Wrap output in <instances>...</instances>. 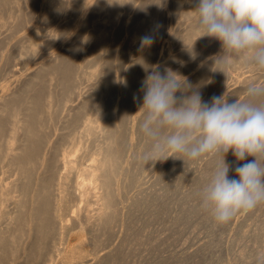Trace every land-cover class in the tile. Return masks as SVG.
Instances as JSON below:
<instances>
[{"label":"rangeland","instance_id":"1","mask_svg":"<svg viewBox=\"0 0 264 264\" xmlns=\"http://www.w3.org/2000/svg\"><path fill=\"white\" fill-rule=\"evenodd\" d=\"M25 1L13 0L15 4H9L2 16L0 15V23H7L4 26L0 25V97L3 93L16 88V84L19 86L28 73L38 69L44 57L57 54L62 57L63 65L68 64L69 67L66 66V69L72 74L71 83H77L75 84L77 88L71 101L64 104V99L61 100L66 97V90L54 83L55 86L52 88L57 98L53 101V114L50 116L42 109L44 100H42V92L45 98L49 87L45 76L40 77L39 82L35 84L36 88L34 86V91L29 92L30 95L37 93L38 96L40 92L42 100L40 109L43 111L40 122L43 120L41 123L44 129L41 133L40 147L43 146L40 155L42 153L41 156L45 157L43 159L48 160L45 163L43 161V164L49 163L47 167L42 165V168L37 170L38 174L34 181L38 182L42 177L41 180L47 182L53 180L54 177L52 178L51 175L55 176L53 175L55 171L57 176L65 174V178L59 184L58 192L57 185H54V192L59 195L61 203L62 228L59 235L51 236L47 240L37 260L32 263L26 261L23 248H30L31 244L28 243L22 246L20 253L18 252L19 258L11 264H23L25 261L27 263L24 264H63L65 260L70 259L74 263L90 261L95 262L94 264L98 262V264H256L257 256L264 253V204L250 212L237 214L227 224L218 225L212 216L200 207L199 202L200 191L207 183L214 161L210 157H204L198 161L184 162L182 159L169 157L166 161L156 162L155 165L151 163L144 165L140 156L148 147L149 141L138 129V121L141 117V112L138 111L143 101V93L140 91L143 79L156 66H159L161 72L167 67L183 77L192 75L194 80L190 84L199 85L202 101L209 103L213 96L223 95L230 103L237 99L243 100L248 84L264 81V74L245 65L242 58L234 61L235 57H228L222 53L221 43L215 38L200 37L201 33L198 32V35L195 34L190 40L184 41V36L191 35L190 32L196 25L193 10L197 0H163L162 5H158L160 0H122L124 3H121L123 5L119 9L124 10L121 12L118 9L117 14L115 13L117 18L112 20L102 5L98 4L99 0H62L63 2L57 0L58 4L54 2V7L50 3L49 6L42 5V0H27L28 4L24 7ZM154 10L160 13V18L165 23L164 28L161 31L147 29V34L149 31L153 35L158 34V42L155 44L159 43V45L157 44L158 48L151 46L144 49L145 52L141 55L139 52L143 49L140 48L139 38L145 35L146 20ZM76 15L81 16L82 22L85 23L76 24ZM108 20H111L110 24ZM106 21L108 22L104 23ZM106 24H109L108 27ZM110 25L114 27L111 28ZM97 29L105 32L102 35L105 41L96 37L98 32L95 34L93 31H98ZM32 33H37L38 40L33 38ZM97 38L102 40V43ZM157 38L155 36V41ZM95 41L97 43L99 41L101 45L97 46ZM149 49L151 57H147L150 53ZM153 50H156L157 55L155 52L154 55ZM222 57L232 60V66L225 71V74L218 71L221 68ZM129 61H136L137 65L134 68L135 72L126 74L125 69L130 65ZM101 79L108 80L106 83L110 89L116 81L120 86L127 84L128 93L125 92L118 97L119 100L117 99L118 116L121 117L118 118L120 123L117 122L120 147L116 175L109 185L114 191L113 200L110 202L113 213L110 210V220L108 219L106 226L104 224L103 227H98L96 215L99 202L97 203L96 198L100 191L95 190L94 196L91 194L88 199H83L77 183L82 179L87 181L82 170L92 164L96 140L99 138L98 140L101 141L100 135L97 136L99 133L95 135L96 137L83 138L86 148L70 154L69 159L72 158L73 165L71 170L66 171L63 168L57 170L54 167V158L59 151V154L62 151H70L74 138L81 134L83 124L89 117V110L85 107L77 108ZM127 79L129 81H126ZM222 84H227L229 90L234 88L232 89L234 91L224 89V92ZM180 94L178 92L177 96L179 97ZM132 95L140 97L139 101H134ZM6 122L3 121V124L6 125ZM98 140L96 147L100 143ZM45 154L50 159L43 156ZM225 159L230 165L229 177L235 178L232 165L246 163L252 158L237 162L229 152ZM0 167H2L0 181L8 183L15 179L16 174L7 166L6 161L1 162ZM9 204L11 203L2 207V212L12 211L13 203ZM2 225L4 220L0 218V226ZM52 240L55 241L54 247L51 244ZM7 253L9 256L10 252ZM50 258L52 261L49 260Z\"/></svg>","mask_w":264,"mask_h":264},{"label":"clouds","instance_id":"2","mask_svg":"<svg viewBox=\"0 0 264 264\" xmlns=\"http://www.w3.org/2000/svg\"><path fill=\"white\" fill-rule=\"evenodd\" d=\"M193 11L200 37L217 39L222 53L242 58L245 65L264 74V0H197ZM139 40L145 49L154 44L155 36L149 33ZM231 66V60L222 57L218 71L225 74ZM140 91L138 129L149 141L140 156L144 165L169 157L184 162L210 157L214 164L199 202L218 225L264 204V83H249L243 100L230 103L223 95L213 96L209 103L202 101L199 85L171 68L161 72L156 66ZM229 152L237 162L252 158L232 166L235 178L229 177L225 159ZM256 264H264V253L257 256Z\"/></svg>","mask_w":264,"mask_h":264},{"label":"bare ground","instance_id":"3","mask_svg":"<svg viewBox=\"0 0 264 264\" xmlns=\"http://www.w3.org/2000/svg\"><path fill=\"white\" fill-rule=\"evenodd\" d=\"M26 1H25L24 5L22 2V5L24 7H25V4H28V3H26ZM56 1L57 0H48V1L46 0V2H45L44 0H42L43 4L42 3L41 4L44 6H45V4L49 6V3L53 5L54 2L56 4H58V1L57 2ZM38 2L40 3V1H38ZM12 3H14L13 0H0V15L9 6V4H12ZM121 3H124V1L122 2V0H99L98 4L102 5L104 10L107 12L106 14L112 20L114 18H117V17H115L117 14L116 12L119 9V7L123 5ZM125 3H127V2L125 1ZM63 4H65V3H63ZM96 5H97V3H96ZM17 6H15V7H17ZM15 7H13V10ZM53 7H54V5H53ZM82 8L83 7L81 6V9ZM87 8L88 7H86V9ZM142 8H143V6H142ZM20 9L22 10V6ZM24 9H26V8H24ZM119 10H121V12H122V10H124V9H119ZM157 10H154V12L152 14H150L148 19L146 20L145 34L148 33L147 32L148 30L155 31L156 29H158L159 31H161L164 28L163 26L165 23L162 22V20L160 18V13ZM77 11H79V10H77ZM56 14H57V12H56ZM20 15H22V14H20ZM49 15H51V14H49ZM17 17H18V15H17ZM5 18H7V17H5ZM12 18L13 17H11V19ZM22 18H24V17H22ZM99 18H101V17H99ZM185 19H186V17H185ZM0 20H1V17H0ZM12 20H15V19L13 18ZM111 20L110 21L108 20L109 24H110ZM118 20H119V18H118ZM5 21H6V19H5ZM108 21H106L104 23H107ZM81 22H82L81 16L80 17L77 16L75 23L80 24ZM9 23H11V22H9ZM82 23H85V22H82ZM114 23H115V20H114ZM1 24L4 26L7 23L1 22L0 25ZM109 24H106L107 27ZM156 25H159V27L156 28ZM191 25H193V24H191ZM10 26H11V24H10ZM112 27H114V26L112 25L111 28ZM13 28H14V26H13ZM94 28H96V27H94ZM104 30H105V28H104ZM150 31H149V33H150ZM93 32L94 33L98 32L97 34L96 33L95 34L97 35L96 37H98L100 39L103 38L102 35H103V33H105V32L100 31V30H98V31L95 30ZM198 32L199 31L197 30L196 25H194L192 31L190 32L191 35L184 36L185 37L184 41L190 40ZM87 33L88 32H86V34ZM142 33H144V32H142ZM36 34L32 33V35L34 36L33 38H36V40H38V36ZM93 34H92V36H93ZM95 34H94V36H95ZM156 34H154V36H156V38H157L158 34L157 35ZM186 34H187V32H186ZM188 34H189V31H188ZM83 36H85V34H83ZM87 37H89V36H87ZM100 39H98V40L100 41ZM107 39L111 40V38H108V37H107ZM102 40H104V39H102ZM102 40L100 41L101 43H102ZM80 41H82V40H80ZM99 41H98V43L95 41L97 43V46H98V44H99V46L101 45ZM85 42H83V43H85ZM107 42H108V40H107ZM156 42H158V38L154 42V44ZM154 44L152 45V47L155 46L156 48H158L157 44L159 45V43H157L155 45ZM96 47L94 46L93 48H96ZM150 49H153V48H150ZM150 49H149V51H150ZM69 50H71V49H69ZM90 50H92V49L90 48ZM143 50L142 51L140 50L141 52L138 51L139 54L142 55V52H145V50L144 51ZM59 51H58V53H59ZM155 51L156 50H153V53ZM95 53H96V50H95ZM155 53L157 55V52H155ZM155 53H154V55H155ZM67 54H69V53H67ZM149 54H150V56H149ZM149 54L147 57H151V51ZM145 55H147V54H145ZM154 55H152V56H154ZM129 56H131V55H129ZM69 57H71V56H69ZM140 57H138V58H140ZM144 57H143V59H145ZM149 59L150 58H148V61H149ZM236 59L237 58L235 57L234 61H236ZM61 60H62V57L59 54H57L55 56L44 57L43 61H41L40 67L38 68L39 65L37 66L38 69H36V70L33 69L34 71L28 73L27 77H23L26 79H24V81H22V83L19 84V86H18V84H16V88H14V89L12 88V90H9L8 93H5V94L3 93V96L0 97L1 98L0 99V163L6 161L7 166L11 169V171L13 170L15 172L14 174H16L15 179L11 182L3 183V181H0V218H2L4 220V225L0 226V264H7V263L11 264V263L15 262L16 259L19 258V256H18V255H20L19 250L22 248V246H24L25 244H28V243L31 244V247L30 248H25V247L23 248L24 249L23 251H24V254L26 257V261L31 262V263L34 262L35 260H37L39 258L40 254L42 253V251H43V249L47 243V240H49L51 236L59 235L60 230L62 228V219L60 216L61 203L59 200V195L54 192V190H55L54 185H57L56 190L58 192L59 191V184L65 178V174L57 176V172L55 171V173L53 174L55 176L51 175L52 178L54 177L53 180L51 179L50 181L47 182V181L41 180L43 178L41 176L42 178L40 180L37 178L38 182L34 181L35 176L38 174L37 170H39L42 165H45V164H43V161H44V163H45V161H48V160L43 159L45 157L41 156L42 153L40 155V150H41V147L43 146L42 145L40 147L41 139H42L41 133H42V129H43L42 123H41L43 120L40 122V120H41L40 118L43 117V113H42L43 111H41V109H40L41 101L44 99L42 101L43 108L42 107L41 108L44 110L45 114L47 113V115L50 116L53 114V111H52V105H54L53 101H54V99L57 98V97H55V93L53 92V88H52L55 86L54 83L56 84V86L62 88L63 90H66L67 95H66V97L62 98V100H61V101H63V99H64V104H67L68 102H70L72 97L76 93L75 89L77 88V85H75V84H77V83H73V84L71 83V81H72L71 75L72 74L66 69V66L68 64L63 65V62ZM154 60H155V58H154ZM212 60H214V59H212ZM61 62H62L63 66L61 65ZM126 62H127V60H126ZM136 65H137L136 61H131L130 65L128 67H126V69H125L126 74L131 73V72L133 73L134 68H136ZM72 66H73V64H72ZM67 67H69V66H67ZM99 68H101V67H99ZM142 68L144 69V67H142ZM73 71H75V70H73ZM97 71H99V70H97ZM194 75H196V74H194ZM42 76H45L44 78L47 79L46 81L48 82L49 87L46 85V87H48V89H47L48 91L45 93L46 94L45 98H43L44 94L42 92L43 96H42V100H41L40 92H39V96L37 95V93L34 95H32V94L30 95L29 92L36 88L35 84L37 82H39L38 80L41 79L40 77H42ZM108 76H107V78H108ZM141 76H142V74H141ZM143 77H144V75H143ZM87 78H88V76H87ZM101 78H102V76H101ZM123 78H125V77H123ZM186 78L189 81V83L194 80L192 75L189 77H186ZM42 80H44V79H42ZM74 81H76V80L74 79ZM107 81L104 79H101L100 82L98 81L99 83L97 85H95L94 87H92L93 88L92 92H90L86 97H84V99L80 103V106L77 109L82 108V107L88 108L89 117L86 120L84 119L85 122L83 124L84 125L83 130L81 131L80 135H78L77 137L74 138V140L72 142V144H73L72 149L70 151H62L61 154H59L60 153V151H59L57 153L56 157L54 158L55 159V166L53 165L54 167H56L57 170L58 169L60 170L61 168L65 169L66 171L71 170L73 168V165H72V160H71L72 158L69 159L70 154L75 153V152H79L82 149L86 148L84 146L85 140L83 142V138H85V137L87 138V136H93L94 137L95 135H97L99 133L97 136L100 135L101 141L98 140L99 138L97 139L100 143L96 147V144H97V140H96V144L94 147V148H96L95 149V156L91 159L92 164L89 165L90 166L89 168H87V169L85 168L82 170L83 175H85L87 177V181L85 179H82L81 182L77 183V185L81 189V197L83 199H88V197H90L91 194H92V196H94L95 190L100 191L98 193V195L96 194L97 198L95 197L97 203L99 202V208H98V212L96 215L97 223L99 225V226L97 225L98 227H100L104 224L106 226V223L110 220L109 214H111V212H112V210H111L112 207L110 205L111 204L110 202H111V200H113L114 191L109 187V185H110L112 178L115 177V175H116V167H117L116 163H117V160L119 157L118 156V151H119L118 148L120 147L119 146V139H118L119 138L118 137V129H117V122H119L118 118L120 117V115L118 116V112H119V106L118 105L119 104L117 103V101L119 100L118 97L121 96L122 94H125L126 90L128 89L127 84H125L124 86H120V84H118L116 80H115L116 82H113V85H112L113 88L110 89V87L107 86V83H108ZM109 81H111V80H109ZM126 81H129V80L127 79ZM262 82H264V81H262ZM262 82H260V83H262ZM194 85H195V83H194ZM226 85L227 84H224V85L222 84V86H223L222 90L228 89V86H226ZM34 86H35V88H34ZM39 86H40V83H39ZM39 86H38V88H39ZM218 87H220V86H218ZM232 89H234V88H231L230 90H232ZM54 90H56V89H54ZM225 90H224V92H225ZM229 91H227L228 94H229ZM232 91H234V90H232ZM33 93H35V92H33ZM126 93H128V91ZM64 94H65V92H64ZM177 95H178V93H177ZM128 96H129V94H128ZM132 96H134V95H132ZM60 104H58V105H60ZM41 114H42V116L40 117ZM47 115H46V117H47ZM121 115H123V114H121ZM54 116H56V115H54ZM123 117H122V119H123ZM47 119L49 120V118H47ZM5 120L7 121L6 125H4L5 123L3 124V121H5ZM71 120H73V119H71ZM45 123L46 122H44V124ZM67 123H69V122H67ZM5 131H6V134H5ZM44 140H46V139H44ZM43 142H45V141H43ZM44 148H45V145H44ZM43 156L47 157L46 154ZM48 158L49 157H47V159ZM51 162H52V160H51ZM47 164H49V163H46V165ZM46 165H45V167L48 166V165L47 166ZM4 166L6 167V165H4ZM0 168H2V167H0ZM46 172H47V170H46ZM47 177H48V175H47ZM45 178H46V176H45ZM48 180H49V178H48ZM93 193H94V195H93ZM9 202L11 204L13 203L12 211L9 210L10 212H8V211L4 210L6 213L2 212V207L6 206L5 204H7ZM11 204H9V205H11ZM112 205H113V203H112ZM110 210H111V212H110ZM54 242L55 241L52 240L51 244L53 247H54ZM27 247H29V245H27ZM7 252H10L9 256H8ZM21 252H22V250H21ZM7 256H8V258H6ZM109 257H111V256H109ZM23 259H25V258H23ZM104 259H106V258H104ZM49 260L52 261L51 258ZM94 263L95 262L92 263L90 261H82L81 263L80 262L74 263L70 259L67 261L65 260L63 264H94Z\"/></svg>","mask_w":264,"mask_h":264}]
</instances>
